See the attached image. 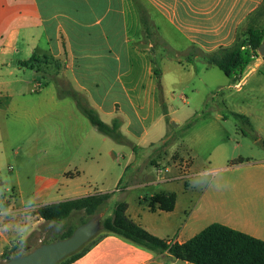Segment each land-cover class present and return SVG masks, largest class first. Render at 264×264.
Segmentation results:
<instances>
[{
  "label": "crops",
  "instance_id": "1",
  "mask_svg": "<svg viewBox=\"0 0 264 264\" xmlns=\"http://www.w3.org/2000/svg\"><path fill=\"white\" fill-rule=\"evenodd\" d=\"M248 29L264 31V0H0V255L11 246L28 252L48 241L51 222L35 214L38 206L104 193L110 197L98 211L100 221L124 202L129 220L168 244L186 242L213 223L264 241V158L250 161L241 144L234 148L246 180L235 189L194 187L198 173L180 181L175 171L154 177L134 171V161L161 149L172 113L170 84L182 60H198L188 49L211 54L230 48ZM252 61L230 81L239 91L253 79L250 96L263 100L264 58ZM79 105L106 124L117 119L122 143L95 133ZM234 114L242 123L230 130L264 152V123ZM16 122L45 126L27 137L28 156L40 154L38 161L48 163L41 164L48 173L36 177L29 204L15 162L18 147L7 143L8 123ZM205 129L213 138L219 132L230 137L224 127ZM63 150H70L64 159L74 163L73 172L57 164ZM5 157L13 163L8 181ZM156 194H173V209L150 207ZM99 232L70 264H191Z\"/></svg>",
  "mask_w": 264,
  "mask_h": 264
},
{
  "label": "rangeland",
  "instance_id": "2",
  "mask_svg": "<svg viewBox=\"0 0 264 264\" xmlns=\"http://www.w3.org/2000/svg\"><path fill=\"white\" fill-rule=\"evenodd\" d=\"M237 43L244 46L241 51L249 50L247 32L240 36ZM186 54L191 59L198 60L194 63H189L185 59L182 60L178 67L179 76L176 77L174 84H170L172 97L168 107L172 113L168 118H172V121L168 122L169 119L166 118L167 135L160 143L161 145L166 142L167 145L161 147L159 151H152L143 158L134 161V171L139 177L143 172L154 177L155 168L163 165L169 166L174 161L188 159L191 167H193L191 172L198 173L196 176L199 177L200 182L197 185L217 188L216 185L220 184L221 186L218 188L235 189L243 185L246 180L242 170L243 157L237 156L238 150L234 148L236 143L241 144L246 153L251 154L250 161L253 162L264 158V152H261V147L255 141L236 136L233 130H230L232 125L242 123L241 121L239 123L232 113L247 115L249 120L255 124L264 123V98L263 100H256L250 96L249 90L255 86L253 79H249L247 84L238 91L232 86L233 82L218 68L204 62L205 54L191 48ZM254 57H260L256 50L252 60ZM253 64L254 61L250 63L249 68ZM247 70L248 67L245 72ZM260 70L264 73V66ZM243 74L244 72L241 73V76ZM188 123H190L189 126H187ZM209 126L229 129L227 131L230 136L229 139L224 136L223 132L221 134L219 132L218 137L213 138L206 132L205 128ZM44 131V125L40 128L39 125L28 127L27 124L24 125L19 122L8 123L10 139L7 140V143L9 141L13 149L17 150L18 147L19 156L15 162L19 177L24 184L25 203L27 204L31 203V194L34 190L36 177L48 173L41 166V164L48 163L38 161L40 154L28 156L27 137L31 133L37 132L39 135ZM53 132L54 135L52 136L55 138L59 130L54 129ZM95 133L100 137L102 136L99 132ZM69 152L70 150H63L62 161L57 162V164L59 168L66 167L68 168L67 171L73 172L74 163L68 164L67 160L64 159ZM12 164V161H8L7 157L4 158L2 175L6 181L10 180L7 167L12 166ZM121 165H123V161H121ZM4 193V190L0 189V199ZM9 195H11V191H9ZM28 208L31 207L26 209ZM75 213L74 216L60 223H51V236L48 241L58 238L69 229L76 228L87 218L82 211ZM96 235L92 238H95Z\"/></svg>",
  "mask_w": 264,
  "mask_h": 264
},
{
  "label": "trees",
  "instance_id": "3",
  "mask_svg": "<svg viewBox=\"0 0 264 264\" xmlns=\"http://www.w3.org/2000/svg\"><path fill=\"white\" fill-rule=\"evenodd\" d=\"M139 14L143 26L146 27L145 12L140 9ZM263 40L264 31L248 29L247 46L249 50L241 51L244 46L235 43L230 48L218 49L211 54H205L204 59L208 65L215 66L228 79L232 80L241 74L249 62L252 61L253 53ZM191 49L198 50L194 47ZM78 108L96 131L117 143H122L123 136L119 131L120 125L117 119H114L110 124H106L91 108L80 105ZM189 125L190 123L187 124V126ZM166 145L167 143L164 142L160 145V148ZM109 197V193L94 194L40 205L36 208L35 214L45 222L60 223L67 220L73 213L82 211L87 216L80 223L83 224L98 213ZM148 202L150 207L157 206L162 211H171L174 207L175 196L173 194H156L149 198ZM125 210L126 204L124 202L116 203L111 210V214L100 221V232L120 236L157 254L166 252L170 259L181 260L191 264H264V241L250 237L227 226L213 223L186 242L168 244L129 220L125 215ZM74 229H69L58 238L51 241H43L42 243L65 239L72 234ZM98 238L97 233L95 238H91L76 252L68 255L57 264H70L94 245ZM17 249V246H11L6 249L0 255V262L9 260L17 252Z\"/></svg>",
  "mask_w": 264,
  "mask_h": 264
},
{
  "label": "water",
  "instance_id": "4",
  "mask_svg": "<svg viewBox=\"0 0 264 264\" xmlns=\"http://www.w3.org/2000/svg\"><path fill=\"white\" fill-rule=\"evenodd\" d=\"M256 52L264 58V40ZM100 229V215L97 213L76 227L69 237L41 243L28 252L27 248L20 249L9 260L0 264H57L86 244Z\"/></svg>",
  "mask_w": 264,
  "mask_h": 264
},
{
  "label": "built area",
  "instance_id": "5",
  "mask_svg": "<svg viewBox=\"0 0 264 264\" xmlns=\"http://www.w3.org/2000/svg\"><path fill=\"white\" fill-rule=\"evenodd\" d=\"M238 87V85H235ZM171 171L176 172L175 179L180 181H186L188 178L192 176L191 172V163L190 160H178L171 163V165H163L162 167L155 168V172L157 175H163L169 173ZM34 209V208H33ZM27 211L31 210V208L26 209Z\"/></svg>",
  "mask_w": 264,
  "mask_h": 264
},
{
  "label": "clouds",
  "instance_id": "6",
  "mask_svg": "<svg viewBox=\"0 0 264 264\" xmlns=\"http://www.w3.org/2000/svg\"><path fill=\"white\" fill-rule=\"evenodd\" d=\"M221 175H223V174H221ZM193 186H194V187H197V188L203 187V185H193ZM216 186H217V187H220L221 185H220V184H217ZM7 228H8V227H4L3 230H7ZM19 231H20L21 233H24V232L26 231V229H25L24 227H21V228H19Z\"/></svg>",
  "mask_w": 264,
  "mask_h": 264
},
{
  "label": "flooded vegetation",
  "instance_id": "7",
  "mask_svg": "<svg viewBox=\"0 0 264 264\" xmlns=\"http://www.w3.org/2000/svg\"><path fill=\"white\" fill-rule=\"evenodd\" d=\"M233 116H235V119L238 120V122L240 123V121L242 122V120L239 119V117H236V114L232 113Z\"/></svg>",
  "mask_w": 264,
  "mask_h": 264
}]
</instances>
